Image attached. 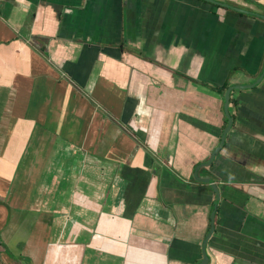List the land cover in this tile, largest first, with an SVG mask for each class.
Segmentation results:
<instances>
[{
  "label": "crops",
  "instance_id": "1",
  "mask_svg": "<svg viewBox=\"0 0 264 264\" xmlns=\"http://www.w3.org/2000/svg\"><path fill=\"white\" fill-rule=\"evenodd\" d=\"M217 1L250 13L0 0V264H264V76L225 108L264 74V0ZM30 143L45 187L6 212Z\"/></svg>",
  "mask_w": 264,
  "mask_h": 264
},
{
  "label": "rangeland",
  "instance_id": "2",
  "mask_svg": "<svg viewBox=\"0 0 264 264\" xmlns=\"http://www.w3.org/2000/svg\"><path fill=\"white\" fill-rule=\"evenodd\" d=\"M57 107V105H55V108ZM63 107V105H62ZM43 122H41V125H42ZM33 144L30 143V146L29 148L27 149V151L24 150V153L22 154V159H21V164L19 165H16V169H15V173H14V190L17 192L15 195H9V199H6L5 202H4V205H5V208H4V211L6 212H12L13 210V207H12V204H13V198L14 196H16L18 194V201L21 200V204H23L24 202H26L27 198L30 196L28 195V193H31V198L32 196L36 193V191L39 189V190H42L44 189L45 186L39 184V186H37L34 182V184H31V183H28L27 185H25L26 187H21V181H24L22 178L23 177V174L26 172V169H24V166H25V162L27 160H32V156H33ZM23 162V163H22ZM34 179V177H33ZM36 181V179H35ZM19 189V190H18ZM20 193H23V195H21ZM25 196V197H24ZM26 199V200H25ZM29 203L28 202V206H29ZM27 206V208H28ZM15 208V207H14ZM9 210V211H8ZM30 212L27 213V217L25 218L28 223L25 221V225H28L30 224L29 222H31V220H35V217H31L30 216ZM6 218V217H5ZM18 219V217H16ZM8 223H10L11 225L14 224L13 221L10 220V218H8ZM4 244V243H3ZM5 245V244H4ZM10 252V251H9Z\"/></svg>",
  "mask_w": 264,
  "mask_h": 264
},
{
  "label": "water",
  "instance_id": "3",
  "mask_svg": "<svg viewBox=\"0 0 264 264\" xmlns=\"http://www.w3.org/2000/svg\"><path fill=\"white\" fill-rule=\"evenodd\" d=\"M210 1H212V2H216V3H219V4H223V5H225V6H229V5H227V4L220 3V2H217V1H215V0H210ZM229 7H231V6H229ZM233 8H235V7H233ZM235 9L238 10V11H241V12L250 13L249 11H246V10H243V9H240V8H235ZM254 14L264 19V15L259 14V13H254ZM263 76H264V74H262V75L260 76V78H259L258 80H256V81H255L254 83H252V84H249V85H235V86H230V87L228 88V90H227V92H226V95H225V108H226L227 116H228V118H229V125H228V127L231 126V122H232V118H231V116L229 115V112H228V111H229L228 108H229V102H230V95H231V92H232L233 90H235V89H248V88H252V87L256 86V85L262 80ZM222 145H223V140L221 141L220 146H219L218 148H216V151H214V152L212 153V155H211V157H210V160H209L207 163H203L202 166H206V165L210 164V163L213 161V159H214V157H215L217 151L219 150V148H220ZM197 171H198V170H197V168H196V170H195V175H194V176L196 177V179H197V180L204 181L202 178H199V177L197 176ZM206 182H209V183L211 184V187L213 188V190L215 191V193H216V195H217V201H218V200H219V196H220V191H219L218 185H217L216 183H214V182H210V181H206ZM213 230H214V217L212 216V227H211V232H212ZM206 243H207V241L204 243V246H203V248H202L203 259H202L199 263H197V264H209L210 256L208 255V252H207V250H206Z\"/></svg>",
  "mask_w": 264,
  "mask_h": 264
},
{
  "label": "flooded vegetation",
  "instance_id": "4",
  "mask_svg": "<svg viewBox=\"0 0 264 264\" xmlns=\"http://www.w3.org/2000/svg\"><path fill=\"white\" fill-rule=\"evenodd\" d=\"M210 1V0H209ZM215 1H217V0H215ZM212 2V1H211ZM217 2H220V3H224V4H227V5H229V6H231V7H229V6H225V5H223V4H220V5H223V6H225V7H228V8H231V9H235V8H238V7H235V6H233V5H231V4H229V3H225V2H221V1H217ZM213 3H216V2H213ZM217 4H219V3H217ZM233 7H235V8H233ZM241 9V8H240ZM236 10V9H235ZM244 10V9H243ZM238 11V10H237ZM239 12H241V11H239ZM260 14V13H259ZM263 15V14H262Z\"/></svg>",
  "mask_w": 264,
  "mask_h": 264
}]
</instances>
